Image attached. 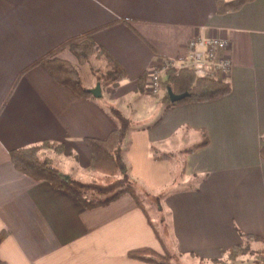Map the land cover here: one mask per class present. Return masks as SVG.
Masks as SVG:
<instances>
[{
  "label": "crops",
  "instance_id": "obj_1",
  "mask_svg": "<svg viewBox=\"0 0 264 264\" xmlns=\"http://www.w3.org/2000/svg\"><path fill=\"white\" fill-rule=\"evenodd\" d=\"M86 35L126 72L110 90L101 80L108 58L98 56L80 66L86 90L100 88L94 99L58 85L38 64L55 54L77 65L67 48L57 49ZM194 36L229 42L231 92L215 101L168 108L160 92L150 108L159 116L137 128L151 152L155 147L173 154L190 135L198 137L197 131L209 141L185 158L186 181L205 179L163 198L161 230L147 211L162 241L130 195L88 210L13 167L12 150L52 141L63 145L60 158L76 173L87 172L84 139H105L116 128L110 108L132 121L139 78L145 76L147 84L150 69L161 59L183 63ZM263 135L264 0L224 15L216 13V0H0V232H8L0 244L1 261L151 264L128 257L132 250L149 248L199 263L220 260L224 251L242 243L240 234L260 237L264 249ZM122 153L128 169L124 146Z\"/></svg>",
  "mask_w": 264,
  "mask_h": 264
},
{
  "label": "trees",
  "instance_id": "obj_2",
  "mask_svg": "<svg viewBox=\"0 0 264 264\" xmlns=\"http://www.w3.org/2000/svg\"><path fill=\"white\" fill-rule=\"evenodd\" d=\"M254 0H216V13L224 15L236 12L247 3ZM67 48L76 58L79 65H85L91 59L103 56L109 59V67L101 76L103 86L112 90L118 83L126 78L124 68L116 62L104 49L96 45L89 35L77 37L64 43L57 50ZM40 64L58 85L68 88L72 93L79 97L93 98L91 92L87 91L83 84L82 76L78 68L71 62L61 59L55 54L43 57ZM165 75L167 78L160 81V91L166 102V108L187 103H204L215 101L227 96L231 92V85L227 79L217 77H196L193 72L187 69H169ZM145 76L138 80V91L145 92ZM171 90L175 95H185L178 101L171 103L167 91ZM110 114L116 121V128L112 130L105 139L86 138L85 145L90 154L89 171L98 173L97 183H82L73 178L66 179L62 177L54 160L47 153L54 152L57 156L62 155L63 145L52 141H42L39 144L22 147L10 152V160L13 167L23 175L35 180L48 182L54 189L76 198L84 208L93 210L105 206L112 201L124 195H130L136 201V204L143 211L144 215L155 230L159 241L162 238L150 221L148 212L144 204L139 199L136 191L131 185V179L126 169L123 158V145L131 128L132 121L116 108L109 109ZM200 141L191 147L183 150L184 156L195 152L196 150L208 145L209 141L204 131H197ZM262 148L260 157L264 161V135L262 136ZM153 158L156 161H170L173 156L169 153H160L155 147H152ZM185 166V163H184ZM183 166V168H184ZM206 176H194L191 178V184H200ZM193 191L196 188H192ZM160 197V196H159ZM8 236V232H0V244ZM242 243L231 246L222 253L226 256L228 263H235L240 258L251 256V242L263 243L262 239L249 234H240ZM260 256L264 255V249L252 251ZM128 257L134 260L143 261L151 264H174L175 255L166 250L158 254L152 249H135L128 253ZM224 262V260H216ZM225 262V263H226ZM0 264H7L0 260ZM250 264H264L253 259Z\"/></svg>",
  "mask_w": 264,
  "mask_h": 264
},
{
  "label": "rangeland",
  "instance_id": "obj_3",
  "mask_svg": "<svg viewBox=\"0 0 264 264\" xmlns=\"http://www.w3.org/2000/svg\"><path fill=\"white\" fill-rule=\"evenodd\" d=\"M72 57L75 58L74 56ZM75 66L78 68V70L84 69L83 67H80L84 65H79L78 62L77 65ZM100 74L98 72L96 75H93V77L98 76ZM138 94H136L139 97L138 100L135 97L136 101L133 102V105L135 106L137 113L135 115L134 111L130 112L133 117H132L131 128L129 131L132 132L128 138L126 137L123 145L125 148L128 149L127 171L131 179V185L136 191L139 199L144 204L146 210L150 213L153 221L155 222L154 224L156 225V227L160 228V222L163 216L160 215L159 217V212L161 210L158 209L159 208L158 205L161 204L163 198L171 191L179 188H184L185 186L187 188V186L191 184V179L190 181L188 180L187 182L186 181L187 179L185 177L184 163L187 155L184 156L183 150L191 147L193 144L199 142L200 140H199V136L197 137L190 135L186 141L181 143L178 151L173 152L172 160L164 161V162H156L153 158L154 154L152 155L153 152L150 151L147 145L146 136H142V134L136 132H137V128L147 126L148 124L155 121L159 116L158 115L159 113L151 110H153L155 105L157 104L156 97L160 96V93H158V95H151L145 93H141V94L138 93ZM142 103H145L144 104L145 108L139 110L138 106L142 105ZM175 142L178 144V140ZM47 154L53 158L54 164L58 168L62 177L63 176L67 177L66 179L74 177L76 179H79L80 180L79 182L87 183V184L98 182L99 179L98 173H94L91 171L89 172V170L87 172L78 171V173H76L72 168L73 166L72 167L69 166L65 160L60 158V156H57L54 152H48ZM261 248H262V244L257 242H251L252 251L256 252ZM252 251H251L252 254L251 256L240 258L234 264H250V262L253 259H256L264 263V255L260 256L258 254H255L254 252L252 253ZM220 260H224V262L222 263L220 261L218 262L216 260H213V261H202L198 263L195 260L183 259L177 257L175 258L174 264H233L226 262L227 261L226 256H222ZM208 262H213V263H208Z\"/></svg>",
  "mask_w": 264,
  "mask_h": 264
},
{
  "label": "built area",
  "instance_id": "obj_4",
  "mask_svg": "<svg viewBox=\"0 0 264 264\" xmlns=\"http://www.w3.org/2000/svg\"><path fill=\"white\" fill-rule=\"evenodd\" d=\"M229 50L230 44L226 39L194 36L186 45L183 63L178 64L174 59L164 58L152 66L145 91L151 95H158L162 76L171 68L190 70L196 77L228 79L232 70Z\"/></svg>",
  "mask_w": 264,
  "mask_h": 264
},
{
  "label": "water",
  "instance_id": "obj_5",
  "mask_svg": "<svg viewBox=\"0 0 264 264\" xmlns=\"http://www.w3.org/2000/svg\"><path fill=\"white\" fill-rule=\"evenodd\" d=\"M99 89H100L99 86H97V89L95 91H93L92 94L96 97H100ZM167 93H168L169 100L171 103L178 102L185 97V95H175L172 93L171 90H168Z\"/></svg>",
  "mask_w": 264,
  "mask_h": 264
}]
</instances>
